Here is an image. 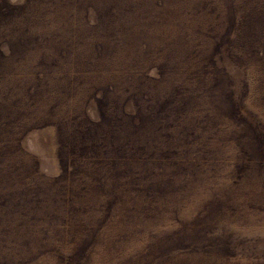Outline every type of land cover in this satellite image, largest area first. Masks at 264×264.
I'll return each instance as SVG.
<instances>
[{
  "label": "rangeland",
  "instance_id": "374dc122",
  "mask_svg": "<svg viewBox=\"0 0 264 264\" xmlns=\"http://www.w3.org/2000/svg\"><path fill=\"white\" fill-rule=\"evenodd\" d=\"M207 1L0 0V264H264V0Z\"/></svg>",
  "mask_w": 264,
  "mask_h": 264
},
{
  "label": "trees",
  "instance_id": "16d2710c",
  "mask_svg": "<svg viewBox=\"0 0 264 264\" xmlns=\"http://www.w3.org/2000/svg\"><path fill=\"white\" fill-rule=\"evenodd\" d=\"M220 1H221L219 3L220 6H222V4H223L224 7L227 6L226 11H225V14H224L223 17H228L227 19H229V14L232 13V12L233 13L230 16L236 15V12L235 11H236V9H237V7L239 5L238 0H228V1L220 0ZM211 2L213 3V0H211ZM202 4L205 5V6L210 5V3L207 0H202ZM155 6L160 7L159 4H156ZM4 7H5V12H6L7 16H9V17L11 16V13H12L13 9H19L20 8L19 6L12 5L10 3L8 5H6V6H4ZM20 14L18 16V19H20V16L22 15V14L21 15ZM52 17L55 18V19H57V20L64 19L65 18L64 8L58 6L57 8L52 9ZM11 18H13V17H11ZM7 19L9 20V18H7ZM76 30H77V27L74 28V31L75 32H76ZM243 36H245L247 39L250 40V38L252 37V34L249 37H247L245 34H243ZM22 38L24 40H20L19 45L20 44L21 45H25L26 44V41L25 40H27V34L26 33H23L22 34ZM212 40H213V37H212ZM221 41H223L224 44L225 43H230L229 42L230 40L227 37H224V36L222 37V40ZM8 42L9 41H7V44L8 45H6L5 49H6V52L8 54H10L11 52L12 53L14 52V50L11 48V46H13V42L12 43L11 42L8 43ZM125 45H127V44L126 43H123L121 39L120 40H115L112 43L111 46L115 47L116 50L118 49V52H117V55H113V56L112 55H104V50L109 49V45L106 46V48H105V44H96V46H95V44H93L91 46H86V47H88V49H86L85 45H83V46L81 45L79 47L66 46L68 49H71V50H69V51L67 50L66 51L67 48H63V49H61L60 51H57V52L53 51L55 49L51 45L49 47V49H51L53 51V53H54L53 55H56L57 56V58L53 61V65L56 68H57V66L55 64L57 63L58 59L61 58L62 61H63V58L65 56H67V55H64V54H70L71 51H72L71 57L73 56L76 59L86 58L87 59V62H89V63L90 62H95L93 65H95L96 63H99L100 64V61H98V60H100L101 58H106L105 59L106 61H103L104 64H106V65L113 64V63H118V64L122 65L123 62H125V60H124V57H120L121 55H123V54H120V51L121 50H125V47H124ZM10 48H11V51H10ZM0 51H1V49H0ZM47 57L50 58L51 55H47ZM90 64H92V63H90ZM153 66L156 69L157 64H155ZM101 113H103V112L100 111V114ZM104 114H106L105 111H104ZM86 119H87V126L85 127V130H86L85 133L86 134H89V133L93 132L94 130H98V127H97L98 126V123L97 122H93L92 120H90L88 118H86ZM2 130L3 129L0 130V148H3L5 146H9L10 145V144H4L6 142H9L10 140L8 139L7 136H4L3 135ZM19 146H20V144H19ZM19 155H20V153H19ZM73 155L76 156L75 154H73ZM17 164L20 167H24L25 166L29 171L30 170L31 171L32 170L33 171H36V168H37V165H38L37 160H36V158L34 156H32L29 160H26L24 158V155L23 154H21L20 158H18Z\"/></svg>",
  "mask_w": 264,
  "mask_h": 264
}]
</instances>
